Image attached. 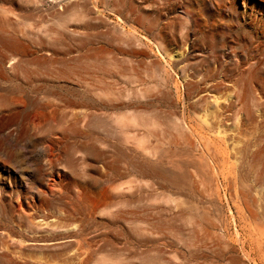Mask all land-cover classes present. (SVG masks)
Instances as JSON below:
<instances>
[{"label": "rangeland", "instance_id": "374dc122", "mask_svg": "<svg viewBox=\"0 0 264 264\" xmlns=\"http://www.w3.org/2000/svg\"><path fill=\"white\" fill-rule=\"evenodd\" d=\"M73 3L0 0V264H264V0Z\"/></svg>", "mask_w": 264, "mask_h": 264}, {"label": "bare ground", "instance_id": "6f19581e", "mask_svg": "<svg viewBox=\"0 0 264 264\" xmlns=\"http://www.w3.org/2000/svg\"><path fill=\"white\" fill-rule=\"evenodd\" d=\"M75 0H72V4L70 6V8H68V11H70L72 14H77V3H73ZM12 61L14 59H11ZM11 61V62H12ZM15 65V63H13V66ZM198 82V81H197ZM225 82V81H224ZM247 83H250V82H247ZM206 84V83H205ZM200 85V83L197 84V86ZM212 85V84H211ZM215 85V84H214ZM225 85V84H224ZM250 85H252L250 83ZM204 86V85H203ZM199 87H202V86H199ZM198 87V88H199ZM205 87V86H204ZM250 87V86H249ZM203 89V88H202ZM199 90V89H198ZM197 90V91H198ZM205 90V89H204ZM250 90H252L250 88ZM249 90V91H250ZM202 91V90H201ZM243 91V85L237 83V85H235V89L230 93V95L228 96V100H231L229 103L223 105L221 107V111L218 113L217 115V121L212 124V127L209 128L210 131H213V130H216L218 129L219 127H221L223 124L226 125V126H229L231 128H235L237 126V120H238V117H239V114H240V111L241 110H238V109H241V105L244 104V95L242 93ZM190 92V91H189ZM211 91H209V93H211ZM214 92V91H213ZM251 92V91H250ZM197 93V92H196ZM195 93V94H196ZM202 95V94H201ZM199 95H197L198 97ZM208 101V98H206L205 95H203L195 104H194V107H193V110H194V115L197 116L198 113L196 111V109H200V107H203L205 105V103ZM237 110L239 112H237ZM192 111V110H191ZM193 114V113H192ZM191 114V115H192ZM246 116H247V122L248 124H245L247 126L248 129H252V130H255L257 129L260 125L259 123H257V121L255 120V117H254V114H251L250 113V110H247L246 111ZM194 117V116H193ZM201 117V116H200ZM123 119H119L118 123L120 124H124ZM129 121L130 120H135L137 121L136 119L132 118V119H128ZM187 122V121H186ZM185 122V118L183 117L182 119V126L183 127H187L190 128L188 126V124ZM230 122V124H229ZM209 127V126H208ZM221 129V128H220ZM202 138V137H201ZM202 140H205V138H202ZM205 146L211 150L210 148V144L208 142H204ZM212 159H213V162L218 164L219 163V158H218V155L217 153L215 152H211L210 153ZM206 161V160H205ZM158 164L156 163H150L148 161H146L144 163V170L147 172V173H151V174H154V175H159V176H162L163 178H166L168 179L169 181H172V182H179L180 180H185L186 182H190V177L188 175H186L184 173L185 171V168H186V165H182L180 163H177V162H174L173 163V166H174V169L173 170H169V169H165V168H161V165L157 166ZM203 167H206V163L202 165ZM182 168V169H180ZM206 177L209 181H211V178L213 180V176L212 174L210 175V172L207 170V167H206ZM123 190V188L120 189V191ZM46 191V190H45Z\"/></svg>", "mask_w": 264, "mask_h": 264}]
</instances>
